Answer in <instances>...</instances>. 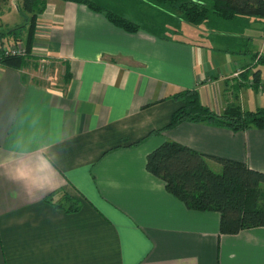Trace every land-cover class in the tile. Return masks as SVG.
<instances>
[{
  "label": "crops",
  "instance_id": "0c3cea01",
  "mask_svg": "<svg viewBox=\"0 0 264 264\" xmlns=\"http://www.w3.org/2000/svg\"><path fill=\"white\" fill-rule=\"evenodd\" d=\"M103 1L138 17L134 0ZM172 20L130 33L84 3L46 0L22 66L0 62V264H264V227L221 234L218 212L188 209L146 166L176 141L264 171V129L167 127L184 89L217 113L263 107L264 50ZM55 191L80 210L48 203Z\"/></svg>",
  "mask_w": 264,
  "mask_h": 264
},
{
  "label": "trees",
  "instance_id": "16d2710c",
  "mask_svg": "<svg viewBox=\"0 0 264 264\" xmlns=\"http://www.w3.org/2000/svg\"><path fill=\"white\" fill-rule=\"evenodd\" d=\"M68 1L84 3L91 10L104 13L114 25L130 33L150 29L160 34L154 30L167 24L159 21L158 17H152L154 13L156 16L166 13L170 19L179 17L193 26L211 20L212 15L232 22L243 18L264 20V0H135V7L129 11L133 15L138 14L137 18L95 0ZM45 4L46 0H22L19 10L26 15V23L9 29L0 28L1 63L11 67L22 66L28 55H5L2 47L9 41L14 44L22 42V34L27 29L25 44L29 54L38 16ZM261 65H264V55L259 56L258 67L253 74L256 88L261 81ZM171 97L184 105L176 110L167 127L182 122H208L234 131L264 129V106L243 110L236 103L223 113H217L203 103L197 89H184ZM212 161L221 165V172L213 169ZM146 166L188 209L218 212L221 234L234 235L246 229L264 227V171L252 168L244 161L205 154L176 141H165L151 151ZM46 201L69 213L78 212L81 208L80 201L66 192H51Z\"/></svg>",
  "mask_w": 264,
  "mask_h": 264
},
{
  "label": "rangeland",
  "instance_id": "374dc122",
  "mask_svg": "<svg viewBox=\"0 0 264 264\" xmlns=\"http://www.w3.org/2000/svg\"><path fill=\"white\" fill-rule=\"evenodd\" d=\"M97 2H103V0H95ZM135 1V0H134ZM22 0H8L7 3L1 4L0 3V12H1V18L4 20L5 24L3 26L4 29H9L12 27H15L17 25H23L26 23V15L20 12L19 6H21ZM112 9V8H111ZM159 21H163L167 23V21L171 22L173 25L176 23L175 21H171V19L168 17L166 13H162L158 16ZM214 19L215 21H207L203 23L202 25H199L197 27H201L204 34L210 33V34H219V35H228L233 36L236 39H238L234 46L235 48H240L243 50H252L254 53H257L258 51L264 50V20H261L259 18H251L253 23H242V21H224L223 19L218 18L215 15L211 16V19ZM170 19V20H169ZM219 20V21H216ZM221 22V23H218ZM169 23V24H171ZM193 26V25H192ZM23 36V43L26 42L27 35L24 33ZM204 39V38H200ZM213 167V166H212ZM213 169L216 172H221V169H216L215 166Z\"/></svg>",
  "mask_w": 264,
  "mask_h": 264
},
{
  "label": "built area",
  "instance_id": "2783aa9c",
  "mask_svg": "<svg viewBox=\"0 0 264 264\" xmlns=\"http://www.w3.org/2000/svg\"><path fill=\"white\" fill-rule=\"evenodd\" d=\"M0 21H1V12H0ZM2 51L5 55H21L27 56L28 51L27 47L23 42H18L16 44L11 43L2 47Z\"/></svg>",
  "mask_w": 264,
  "mask_h": 264
},
{
  "label": "clouds",
  "instance_id": "9594fccd",
  "mask_svg": "<svg viewBox=\"0 0 264 264\" xmlns=\"http://www.w3.org/2000/svg\"><path fill=\"white\" fill-rule=\"evenodd\" d=\"M41 166L43 167V166H47L48 168H50L51 166H50V164L46 161V160H41Z\"/></svg>",
  "mask_w": 264,
  "mask_h": 264
}]
</instances>
